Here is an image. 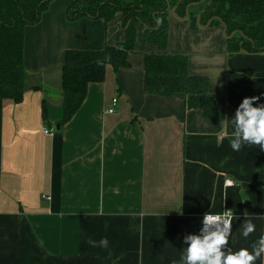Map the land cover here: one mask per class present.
Listing matches in <instances>:
<instances>
[{"label":"crops","instance_id":"0c3cea01","mask_svg":"<svg viewBox=\"0 0 264 264\" xmlns=\"http://www.w3.org/2000/svg\"><path fill=\"white\" fill-rule=\"evenodd\" d=\"M73 1H51L27 27L28 79L64 64L67 50L125 41L122 13L72 20ZM145 29L129 65L108 64L64 124L63 69L43 76L48 95L33 88L20 101L0 99V264H173L204 213H234L233 251L264 235V149L233 151L224 135L245 97L264 103V53H231L223 26L193 29L173 10L166 50L146 42ZM159 53L185 55L192 75L209 78L220 120L146 93L145 57ZM249 218L256 230L245 239ZM103 237L108 249L88 243Z\"/></svg>","mask_w":264,"mask_h":264},{"label":"trees","instance_id":"16d2710c","mask_svg":"<svg viewBox=\"0 0 264 264\" xmlns=\"http://www.w3.org/2000/svg\"><path fill=\"white\" fill-rule=\"evenodd\" d=\"M51 1L0 0V99L24 97L26 29L40 22ZM172 10L177 17L188 18L193 29L223 26L231 53H264V0H74L68 9L72 20L91 17L108 22L122 13L126 39L98 51L65 52L61 124L79 110L88 84L105 79L108 64L116 69L129 65L140 25L146 28V42L167 49ZM144 87L148 94L183 99L188 110L199 109L209 120L221 119L209 78L192 75L185 55L147 54Z\"/></svg>","mask_w":264,"mask_h":264},{"label":"clouds","instance_id":"9594fccd","mask_svg":"<svg viewBox=\"0 0 264 264\" xmlns=\"http://www.w3.org/2000/svg\"><path fill=\"white\" fill-rule=\"evenodd\" d=\"M258 97H245L229 119L232 131L225 132L233 151H239L245 145H259L264 149V103H258ZM231 214H206L201 221L202 227L198 234L184 236L185 248L179 260L173 264H255L257 260L264 264V235L249 248L242 247L233 251L229 239L235 241L232 230ZM256 230L252 219H246L242 225L241 235L247 239ZM92 247L108 249L110 241L107 237L99 241L89 240Z\"/></svg>","mask_w":264,"mask_h":264},{"label":"water","instance_id":"95a60500","mask_svg":"<svg viewBox=\"0 0 264 264\" xmlns=\"http://www.w3.org/2000/svg\"><path fill=\"white\" fill-rule=\"evenodd\" d=\"M64 66H65V64H60V65H57L54 67H50V68L40 72L39 74H37L35 78L28 79L25 82V87H24L25 91L27 92L30 89L39 88V89H42L46 93V95L50 94L52 90L50 89V87L46 83H44L42 81V78L44 75H47L48 73H50L52 71L63 69Z\"/></svg>","mask_w":264,"mask_h":264},{"label":"built area","instance_id":"2783aa9c","mask_svg":"<svg viewBox=\"0 0 264 264\" xmlns=\"http://www.w3.org/2000/svg\"><path fill=\"white\" fill-rule=\"evenodd\" d=\"M116 104H117V99H114V100H113V106L108 110L109 113H114V112L116 111V108H115ZM44 131H45L46 133H52V129L44 128ZM226 184H227V185H232V181H227ZM206 214H208V213H204L203 215H201V221L203 220V217H204ZM210 214H217V213H210ZM229 214H231V216L233 217V218H232V221H231V223H232L233 220H234V217H235V215H234L233 212H231V211H227V212H225V213H221V214H219V215H225V216H227V215H229ZM201 227H202V224H201Z\"/></svg>","mask_w":264,"mask_h":264}]
</instances>
